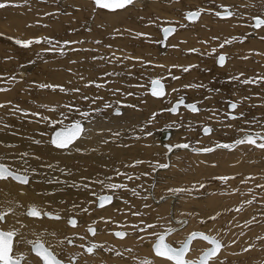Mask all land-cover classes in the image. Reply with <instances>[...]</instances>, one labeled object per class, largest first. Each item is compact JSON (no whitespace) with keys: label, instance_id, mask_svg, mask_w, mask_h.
Segmentation results:
<instances>
[{"label":"rangeland","instance_id":"obj_1","mask_svg":"<svg viewBox=\"0 0 264 264\" xmlns=\"http://www.w3.org/2000/svg\"><path fill=\"white\" fill-rule=\"evenodd\" d=\"M203 1L147 0L142 5L108 11L97 8L90 0H0L9 5L0 9V88L7 89L0 91L1 147L23 150L36 166L40 178L30 184L38 188L40 196L31 205L42 211L49 209L48 212L59 216L75 217L80 222L79 229L68 227L66 221L55 226L47 223L43 227L38 220L26 222L27 219L21 218V224L30 232L27 240L39 238L64 262H70L76 253L89 255L83 251L84 246L96 244L100 248L89 255L95 257L89 259L91 264H134L138 261L134 248L138 246L125 249L122 241L137 234L136 241L148 250L150 245L144 244L152 245L156 234L177 227L169 218L170 203L174 202L173 218L185 219L186 229L176 231L180 237L169 245L176 247L187 235L204 231L223 245L220 255L209 260V264H229V259H237L241 253L251 256L249 251H256L258 255L248 262L235 264H264V149H252L245 143L230 152L217 150L207 155L175 152L168 171L156 173L159 175L155 194L158 199L169 198L156 205L149 197L154 170L164 164L166 150L156 146L153 140L154 130H160L162 121L175 120V137L171 138H183V142L175 143L187 144L186 140L190 142L189 147L201 151L217 144L232 146L243 134L264 135V115L248 120L239 117L249 110L264 113V31L259 32L264 27L251 29L253 18L264 20L259 13V10L264 13V0H250L247 11L242 14L238 12L236 0H212L208 6ZM219 8L228 9L231 17L218 19ZM189 12H199V19L186 22L183 15ZM166 25L177 30L167 39L165 48L160 49L157 46L159 30ZM17 39L41 43L21 47L14 42ZM49 39L52 44L47 42ZM65 41L73 43L65 45ZM219 55L227 57L223 67L214 65ZM174 58L182 61L181 69L172 62ZM184 68L189 70L185 72ZM246 77L253 78L254 82L242 83ZM153 79H160L165 85L163 98L148 95V85ZM42 84L59 85L66 91L42 89L39 87ZM180 97L204 109V113L200 109L196 113L201 115V120L194 119L190 127L189 124L185 127L184 116L196 114L183 108L176 115L168 114L171 103ZM248 97L251 102H242ZM228 102L237 104L232 112L237 119L226 118L230 114L226 109ZM65 105L71 106L72 111ZM52 107L56 111L48 110ZM115 109L123 114L114 116L111 111ZM210 109L215 112L211 113ZM205 110L209 113L205 114ZM81 112L90 113L87 122L99 121L104 115L125 119L122 118L118 127H109L107 132H95L92 139L95 143L85 147L84 152L82 143L67 156L51 150L47 146L48 134L61 125L50 126L41 117L54 121L63 119L60 113H64L68 116L64 124H70L85 120ZM134 118H142L153 128L145 131L140 121L133 125L130 121ZM179 119L184 128L177 124L181 123ZM239 119L241 122L236 123ZM205 126L210 129L214 126V132L199 139V132ZM205 141L215 144L202 148L201 142ZM83 153L93 155L86 158L89 163L84 165ZM59 156L70 159L57 163ZM99 156L101 160L96 162ZM96 180L125 187L113 191L92 183ZM104 194L111 195L114 203L106 206L108 209H97L96 199ZM110 214L113 216L109 217ZM149 224L154 227L147 228ZM88 227H95L91 237L86 233ZM71 232L84 239L88 236L90 243L67 249L75 246H68L66 242L75 241L68 237ZM114 232L126 233L125 238L117 240ZM20 239L25 240L23 232L15 242L19 244ZM205 244L193 241L185 259L196 260L207 248ZM129 252L131 260L127 259ZM29 253V258L21 253L26 264H41L37 256Z\"/></svg>","mask_w":264,"mask_h":264},{"label":"bare ground","instance_id":"obj_2","mask_svg":"<svg viewBox=\"0 0 264 264\" xmlns=\"http://www.w3.org/2000/svg\"><path fill=\"white\" fill-rule=\"evenodd\" d=\"M147 1V0H146ZM145 0H134V2H133V4H131V5H127V6H125V8H127V7H131V6H134V5H139V4H143V2H146ZM62 4L64 3L63 1H60ZM236 2H237V8H238V12L239 13H243L244 11L246 12L247 11V8H246V5H245V2H246V0H236ZM66 6V5H65ZM230 6L231 7H233L234 5H233V3H231L230 4ZM105 10V9H104ZM118 10H121V9H118ZM115 11H117V10H115ZM259 13L261 14V16H264V13L263 12H261L260 10H259ZM127 14V12H125L124 13V15H126ZM233 15H234V12H233ZM199 17H200V14H199ZM199 17H198V19H199ZM230 17H231V15H230ZM197 19V20H198ZM227 19V18H226ZM261 19V18H260ZM196 20V21H197ZM222 20H224V19H222ZM196 21H194V22H196ZM193 22V21H192ZM192 22H188V23H192ZM260 28H262V27H260ZM260 28H258V29H260ZM176 27H174V32H173V34L171 35V36H173L174 34H175V32H176ZM253 30H257V29H253ZM264 30H261V31H259L260 33L261 32H263ZM258 32V33H259ZM259 33V34H260ZM71 36H73V35H71ZM170 36V37H171ZM170 37H168V38H170ZM151 41H152V39L149 41V43H150V45H151ZM166 42H167V39H166V41H165V44H164V47H162V48H160V49H163V48H165V46H166ZM158 46V45H157ZM158 48V47H157ZM226 61H227V57H225V62H224V64H223V66L226 64ZM223 66H221V67H223ZM234 66H235V64H234ZM234 70H235V67L233 68ZM235 75V74H234ZM236 76V75H235ZM236 78H237V80H239L240 78H239V76H236ZM236 78H235V80H236ZM233 79H234V76H233ZM245 79H250V77H246ZM244 79V80H245ZM251 80H253V78H251ZM229 81V80H228ZM232 85V84H231ZM260 90H258L257 92H259ZM165 93H166V90H165V85H164V95L161 97V98H163L164 96H165ZM239 100H240V98L239 97H237ZM160 99V98H159ZM185 99V98H184ZM259 99V98H258ZM245 100L246 101H248V102H251V100L249 99V97L247 98V99H243L242 100V102H245ZM231 102V101H230ZM185 103H187L186 102V99H185ZM229 103V102H228ZM198 108V107H197ZM199 109L201 110V113L203 112L204 113V109L199 105V108H198V111L197 112H195V113H192V114H196V113H198L199 112ZM116 110V109H115ZM179 110V109H178ZM178 110H177V113H178ZM182 109H180V111H181ZM236 110V109H235ZM235 110H233V111H235ZM114 111V110H113ZM113 111H111V114H112V112ZM120 111V110H119ZM211 113H214L215 112V109H210L209 110ZM209 111H207V110H205V114H207V113H209ZM232 111V112H233ZM239 111V109L237 110V112ZM232 112H229L230 114V116H229V120H233V119H231L230 117L231 116H234V115H232ZM120 113H121V111H120ZM176 113V114H177ZM123 114V111H122V113L120 114V115H122ZM176 114H174V115H176ZM256 115H264V113L263 114H260V113H258L256 110H249L248 112H244V116H239V117H241V119H245V120H248L249 119V117H253V116H256ZM108 116H109V114H108ZM115 116V115H114ZM124 116H121V117H114V118H111L110 116L109 117H107V116H103V119H102V117H100V120L98 121H96V120H92V121H90V122H87L86 120H82L81 122H83V125H84V129H85V131H84V133H82V135H81V138H79L78 140H76L75 141V143L69 148V149H65V150H60V149H56L55 147H53L51 144H50V133L48 134V137H47V146L48 147H51L50 149L52 150H54V151H56L57 153H60V152H64L65 153V156H67V153L71 150L72 151V149L74 148H76L75 146L76 145H78V144H80L81 145V143L83 144V146H82V148H81V151L82 152H84V148L85 147H88V146H92L95 142H94V140H92L93 139V136H94V134H95V132H107V131H109V127H118L121 123H122V118H123ZM244 117V118H243ZM226 118H227V116H226ZM225 118V119H226ZM102 119V120H101ZM123 119H125V118H123ZM184 119L185 120H187V123H186V125H185V127H188V124L190 123V124H192V123H194V119H199V120H201V115H188V116H184ZM180 121H181V123H177L178 125H181L180 127H182V128H184V126L182 125V120L181 119H179ZM227 120V119H226ZM135 121H140L143 125H145L144 126V128H145V131H148V130H150V129H152L153 128V126L152 125H148V123H146V122H144L143 120H142V118H134V120H132V121H130L132 124H133V122H135ZM201 122H206L205 124H207V123H209L208 121H206V120H203V121H201ZM239 122H241L240 121V119L239 120H237V122L236 123H239ZM174 123H175V120L174 119H171V120H169L168 122H166V121H162L161 122V124L159 125V128H160V130H158L157 129V131H155L154 130V133H155V138H153V140H154V142H155V144H156V146H159L161 149H164V150H166V148L168 147V146H172V145H178V143H175V142H183V138H180V137H182V136H180V137H178L177 139H175V140H172V138L173 137H175V135H174V132H175V126L176 125H174ZM127 124H130V123H127ZM190 124H189V127H190ZM211 124V123H210ZM241 124H245V122H242ZM134 125V124H133ZM169 125H172V126H169ZM248 124H245L244 126H247ZM164 127V128H163ZM167 127V128H166ZM205 127H207V126H205ZM212 128H211V131H210V135H212L213 134V132H214V129H215V127L214 126H211ZM142 128V127H141ZM172 130H171V129ZM203 128V127H202ZM201 128V129H202ZM209 128V127H208ZM164 129V130H163ZM210 129V128H209ZM165 130H168L169 132H170V135H169V137H168V139H166L165 141H160L159 140V137H160V135L162 134V131H165ZM142 132V131H141ZM153 132V131H152ZM152 132H150V133H152ZM172 133H173V135H172ZM200 133V132H199ZM262 133V132H261ZM208 134V135H209ZM208 135H201L200 134V136H199V139H204L206 136H208ZM171 136H172V138H171ZM241 136V135H240ZM262 136H264V135H262ZM147 136H143V138H146ZM209 138V137H208ZM157 139V140H156ZM184 142L185 143H187L188 145L190 144V142L189 141H186V140H184ZM257 143H260V141L259 140H257ZM51 146H50V145ZM179 144H182V143H179ZM212 144H215V143H213V142H208V141H205V142H201V146H202V148L203 147H208V146H211ZM245 144V143H244ZM246 144H248V143H246ZM190 146V145H189ZM239 146V145H238ZM252 147V149H258V148H256L254 145H251ZM191 147H193V146H191ZM191 147H189V148H191ZM213 147H216V145H213L211 148H213ZM237 147V146H236ZM235 147V148H236ZM194 148V147H193ZM193 148H191V149H193ZM234 148V149H235ZM260 149V148H259ZM258 149V150H259ZM194 150H197V149H194ZM217 150H224V151H228V152H230V151H232V150H229V149H227V150H225V149H215L214 151H212L211 153H208V154H212V153H214V152H216ZM178 151H180V150H178ZM178 151H175V152H178ZM198 151H201V150H198ZM175 152H173V153H175ZM22 153H25L23 150H21V149H17V150H14V151H11V150H7L5 147H1V144H0V158H2L3 159V162L4 163H6V164H11V166L14 168V169H17V170H19V171H21V172H23L24 171V168L25 167H27L28 169H29V171H28V173H31L29 176V183L27 184V185H20V184H18V183H16V182H14V181H12L11 179H9L8 181H9V183L11 184V187L9 188V185H8V182L7 181H0V182H4L3 184H1L0 183V197H1V199H0V211H5V210H7V209H12L13 211L11 212V213H9V214H7L6 216H5V218H4V222L3 223H0V230H3V231H8V230H10V229H15V230H17L19 233H21V232H23L24 234H25V240H23V241H25V242H21V243H19V244H17L16 242H15V238H17V236H15L14 238H13V253L12 254H21V253H26L27 254V258H29V255H30V250H29V248H30V244H28V243H26V241H29V239L27 240V238H29V236H27V235H30V232H29V230L23 225V224H21L22 223V221H21V218L22 219H27L26 220V222H30V221H33V219H35V220H38L39 222H41V224H42V226L43 227H46L47 225V223H49V224H52V225H57L59 222H61V223H63V222H65L66 221V223H67V226L68 227H70V228H74V227H71V226H69V224H68V219L70 218V217H68L67 215H63V214H61V213H59V214H61L60 215V217H61V219H59V220H54V219H48V218H43V219H36V218H30V217H28V216H26L24 213L26 212V210L29 208V206L31 205L30 204V202L32 203V204H35V202L33 201V200H35V199H39V196H40V193H39V190H38V188L37 187H34V186H32L31 184H30V182H32V181H37V178H40V174L39 173H37V169H36V166L34 165V164H32L30 161H29V157L28 156H26V157H23V159L24 160H27V164L25 165L23 162H22V160H21V154ZM163 153H164V151H163ZM173 153H171L169 156H168V159H167V161H168V164H167V167H165V168H162V169H159L158 170V168L157 169H155L154 170V172H155V176H154V183L152 184V182H151V186H150V193H149V197H150V199L156 204V205H158V196L155 194L156 193V191L154 190L155 189V186H156V183H157V176L159 175V174H156L157 172H160V171H162L163 170V172H165L164 170H167L168 171V169L170 168V166H171V156L173 155ZM84 154V156H82L81 157V159H83V161H82V164L84 165V164H87V163H89V161H87L86 162V158L87 159H90L91 157H93V155H88V154H86V153H83ZM165 154V153H164ZM164 154H163V157H164ZM192 154V153H191ZM16 155V156H15ZM201 155V154H200ZM202 155H207V154H202ZM42 158L40 157V160H41ZM68 159H70L69 157H67V158H61L60 156L59 157H57V163H62L63 161L65 162L66 160H68ZM101 160V157L99 156L97 159H96V162L97 161H100ZM79 163H80V161H79ZM164 164H165V159H164ZM86 167V166H85ZM158 170V171H157ZM27 173V174H28ZM69 191V190H68ZM128 192H131V191H128ZM255 191L253 190L252 191V193H254ZM174 196H172L171 198H172V200L175 198H173ZM98 199V198H97ZM96 199V200H97ZM113 203H114V201H112L109 205H113ZM96 204H97V201H96ZM173 204H174V202H173ZM173 204H171L170 203V205H171V211H169L170 213H171V215H172V219H173V221H179L180 219H174L173 218V214H174V206H173ZM109 205H107V206H109ZM97 208V207H96ZM101 208H106V206H104V207H101ZM97 209H99V208H97ZM106 209H108V208H106ZM47 210H49V209H44V211H46V212H48ZM52 211H54V209H51ZM111 216H113V214H110V216L109 217H111ZM109 217L108 218H106L107 220L109 219ZM16 218V219H15ZM71 218H75V217H71ZM76 219V218H75ZM77 220V219H76ZM34 222V221H33ZM19 223V224H18ZM21 225H23V227L21 226ZM79 225H80V222L79 221H77V225L75 226V228L74 229H76V228H78L79 229ZM89 228V227H88ZM95 228V227H94ZM30 229H31V227H30ZM170 229H173V228H170ZM186 228L184 227L183 228V230H185ZM61 231V230H60ZM62 232V231H61ZM86 233H87V229H86ZM115 233V232H114ZM113 233V234H114ZM197 233H199V232H197ZM201 233L202 234H204V235H206V236H209V237H211L210 235H208L206 232H204V231H201ZM21 236H24V235H22V234H20ZM69 236V239H74L76 242H78V243H74L75 241H73V243H72V241H69V242H71V245L73 244V245H75V246H72V247H67V249H69V250H71V249H73L74 247H76L77 245L78 246H81V245H85V243H90V240L88 239V236L89 237H91V235H89L88 233H87V237H86V239H81L80 238V236L76 233V234H74L73 232H71V233H69L68 234ZM136 236H137V234H136ZM136 236L135 237H133V238H128V239H126V240H123L122 242H123V244H125L126 245V247H125V249H129V247L131 246V245H134L135 247H137L138 246V249L137 248H134V249H136L137 250V255H136V259L138 260L137 262H135L134 264H140V262L142 261V260H144V259H149V260H151L152 261V264H172V263H170L169 261H167V260H163L162 258H159V257H155L153 254H152V252H151V250H150V247H151V244L150 243H148V242H146L144 245L145 246H148V245H150V247L148 248V250H146V249H144V246L142 247V246H140V244H139V242H137L136 241ZM263 236V235H262ZM113 237H114V235H113ZM179 237H180V234H178V233H172L171 235H169L168 237H166V243H172V241H174V240H177V239H179ZM114 238H117V237H114ZM123 238H125V236L123 237ZM123 238H117V240H119V239H123ZM22 239H20V241H21ZM43 240H45V239H43ZM119 241H121V240H119ZM66 242H67V240H66ZM65 244V243H64ZM202 244L204 245L205 243L204 242H202ZM67 245L69 246L70 244L67 242ZM191 245V244H190ZM206 245V244H205ZM87 246H89V245H87ZM85 247V246H84ZM205 247V246H204ZM206 247H208V245L206 246ZM98 248H100V247H98ZM189 248H190V246H189ZM194 249H191L190 251H193ZM84 251V250H83ZM240 252V251H239ZM246 252V251H245ZM244 252V253H245ZM250 253L249 254H251V256H243V254L240 256H237V259H235V258H231V259H229V264H235V263H237V261L238 262H240V263H245V262H248L253 256H257L258 255V252H256V251H253V252H251V251H249ZM88 253V252H87ZM132 253H133V251H132ZM220 253H221V249L219 250V252H218V254H217V256L216 257H214V258H212V259H216L219 255H220ZM134 254V253H133ZM90 255V254H89ZM88 254H86V255H82L81 253H76L74 256H73V258H75V260H77L76 261V263L77 264H80L82 261H83V263L84 264H91L90 262H89V259H95V257H90ZM237 255H238V253H237ZM94 256H96V255H94ZM129 256L130 257H128L127 259H130L131 260V253L129 252ZM186 260H188V258L186 259ZM211 260V259H210ZM224 260H225V258H224ZM26 262V260H24V262H23V264H26L25 263ZM253 264V263H252Z\"/></svg>","mask_w":264,"mask_h":264},{"label":"snow or ice","instance_id":"obj_3","mask_svg":"<svg viewBox=\"0 0 264 264\" xmlns=\"http://www.w3.org/2000/svg\"><path fill=\"white\" fill-rule=\"evenodd\" d=\"M134 0H94V4L97 8L100 9H107L110 11H115L117 9H123L127 5L133 4ZM8 4L5 3H0V9L8 7ZM199 12H189L186 14V18L189 20H194L196 17L199 16ZM219 15V13H217ZM261 25H264V20L262 19H256L255 22V27H260ZM164 36L167 37L170 32L173 31L172 28H165L164 30ZM141 35V34H138ZM17 45H20L21 47H29L33 43H41L40 40H28V41H21V40H15L14 41ZM49 44H52V40L47 41ZM73 42L65 41L64 44L68 45ZM99 43V42H97ZM221 47L224 45L221 44ZM195 51V50H193ZM63 55V52H61ZM103 59V57H101ZM225 62V56L220 55L218 57V63L223 66ZM188 68H184L183 71H188ZM112 75V74H110ZM13 79H15L13 77ZM235 79V78H234ZM264 79V78H262ZM254 81L245 79L242 81L244 84H249L253 83ZM152 84V95L156 97H160L164 94V88L161 83L160 79H154L151 81ZM99 86V85H98ZM40 88L42 89H51L53 91H56L59 89L61 92L66 91L62 86L59 85H51V84H42L39 85ZM7 89L0 88V91H6ZM74 91H79V89H75ZM84 99H87L84 97ZM182 98L179 103H182ZM0 107H3V105H0ZM64 107H67L69 112L72 111L71 106L65 105ZM106 107H110V105H106ZM192 112H197L198 108L196 107L195 104L191 105H186ZM230 108L235 110L237 108V104L235 103H230ZM49 111H56L54 107L48 108ZM19 111V109H17ZM76 111H80L79 109H76ZM169 111L175 113L177 111V107H173L169 109ZM116 115H120L119 109L115 110ZM24 115H27V113H24ZM33 115L39 116V113H33ZM61 116H63V119H58V120H50L49 117H41L43 121H46L50 124V126H55L56 124H60L61 127L59 130H55L53 135L50 138V144L55 147L56 149L60 150H65L69 149L76 140L81 138L82 133H84L85 129L83 127V124L80 120H76L70 124H64V120L68 119V116L65 115L64 113H60ZM81 116L85 118V120L88 119L90 113L88 112H81ZM242 116V114H241ZM154 118V117H153ZM231 119H237V116H231ZM143 131V129H141ZM211 129L209 128H204L205 134L210 133ZM114 135H118V133H115ZM148 135H151V133H148ZM257 140L261 141L260 143H257ZM35 143L39 144L41 141H35ZM236 145L248 143L251 145H254L257 148L264 149V136H262L260 133H256L255 135L253 134H246L243 138L237 139L234 142ZM174 147L177 148H189L188 144H180V145H175ZM217 148H226V149H231V145L229 144H217ZM173 146H168V151H172ZM214 148L208 147L202 149L203 152L205 153H210L214 151ZM28 154L27 153H22L21 154V160L22 162L26 165L27 160H24L23 157H26ZM137 164L142 163V161H137ZM130 166H135V165H130ZM50 167V166H49ZM160 168H165L167 165L165 164H160L158 165ZM29 169L27 167L24 168V171L21 172L17 169H14L11 164H6L3 162V159L0 158V181H7L11 179L12 181L20 184V185H27L29 183V175L27 174ZM118 175H126L125 173H117ZM138 178V177H137ZM108 180H111V177L107 178ZM128 179H132V177H128ZM217 179L221 180H227V177H219ZM92 183H99L104 185L105 188L110 189V190H115L119 188H124L125 185L123 184H116V183H106L105 180H96L93 181ZM85 188H89L90 185H84ZM203 187V185H201ZM170 191L177 192V191H184L183 189H172ZM95 195V193H93ZM99 200V206L104 207L106 203H110L112 201V196L110 195H100L98 197ZM13 210L12 209H7L5 211H0V222L4 221V218L7 214L11 213ZM84 211H88V209H84ZM26 216L30 218H36V219H43L44 217H47L48 219H55L59 220L61 217L58 214H54L51 212H46L42 211L35 205H30L28 210L24 213ZM138 213H134V215H137ZM214 219V217L212 218ZM183 223H186L184 221ZM68 224L71 227H75L77 225V220L75 218H69L68 219ZM23 227V225H21ZM147 228H152L154 225H147ZM173 229H168L167 232L170 233L172 232ZM88 232L91 234H95V231L92 227L88 228ZM19 235V232L15 229H10L8 231H2L0 230V264H21V260L24 259L23 255L18 254L14 256L13 253V238L15 236ZM126 235L124 232H117L116 236L123 238ZM158 236V239L154 243V252L157 256L164 257L168 261H172L173 264H209V260L216 257L219 250L223 246L220 241L216 240L213 237H204V239H207L210 241V243L213 245L211 249L208 251L204 252V254L199 258V260H191L185 259L186 253L189 251V244L191 240L197 236L201 235L199 233H193L192 236H189L186 242H183L179 248H174L171 247L170 245L165 243V235L164 234H156ZM83 239V237H81ZM141 239H144V237H141ZM25 242L23 240L18 241V243ZM26 243L31 244L32 250L34 251L35 255L39 257L41 260H43L44 264H62V262L57 259L56 255L53 254V252L50 250V248L45 247L44 243L37 238L34 241H26ZM83 247V245H81ZM98 247L96 244H92L90 247L86 249V251L91 254L94 252V250ZM130 251V250H129ZM245 251H248V249H245ZM117 255H120V253H117ZM140 264H152V261L149 259H144L140 262ZM223 264V262H221Z\"/></svg>","mask_w":264,"mask_h":264},{"label":"water","instance_id":"obj_4","mask_svg":"<svg viewBox=\"0 0 264 264\" xmlns=\"http://www.w3.org/2000/svg\"><path fill=\"white\" fill-rule=\"evenodd\" d=\"M90 1H92L93 4H94V0H90ZM94 5H95V4H94ZM105 10H107V9H105ZM117 10H118V9H117ZM108 11H110V10H108ZM186 14H187V13H185V14L183 15V19H184L185 21H187V22L195 21V20L198 18V17H196L194 20H189V19L186 18ZM216 17H217L218 19H226V18L228 19V18H230V12H229V10L226 9V8H219V15L216 14ZM256 19H260V18H253V19L251 20V28H252V29H258V28H259V27H255ZM260 27H264V25H261ZM165 28H172V29H173V31L170 32V33L168 34L167 37L164 36V31H163V30H164ZM173 32H174V26H171V25H166V26H164L163 28H161V29L159 30V37H160V40L158 41V47H159V48L164 47V44H165L166 39H168V37H170V36L173 34ZM219 56H220V55H219ZM219 56H217V57L215 58V60H214V65H215L216 67H221V65L218 63V57H219ZM153 80H154V79H153ZM151 81H152V80H151ZM151 81H150V83H149V85H148V89H147V93H148V95H149L150 97H153V98H161L164 94H163L162 96H160V97H156V96H153V95H152V92H151V89H152ZM161 83H162V82H161ZM162 85H163V84H162ZM163 88H164V85H163ZM181 98H182V101H183V102H182V103H179V102L181 101ZM186 105H191V103H185V99H184L183 97H180V98H178L176 101H174V102L171 103L169 109H171V108H173V107H177V110H178L179 108H183V109H185L186 111H188V112H190V113H194V112H192L188 107H186ZM169 109H168V114H170V115H174V114L177 113V111H176L175 113H173V112L169 111ZM226 109H227L228 112L233 111V109L230 108V103H227V104H226ZM112 113H113V115H116V114H115V110H114ZM229 116H230V115H227V118H229ZM82 124H83V123H82ZM83 127H84V125H83ZM204 128H208V127H203V128L200 130V134L205 136V135H208L209 133H208V134H205V132H204ZM59 129H60V128L54 129V130L51 132V134H50V138H51V136L53 135L54 131H55V130H59ZM169 135H170V132H169L168 130L162 131V134L160 135L159 140H160V141H165L166 139H168ZM245 135H246V134L241 135L240 137H238V139L243 138ZM253 135H255V134H253ZM178 145H180V144H178ZM172 146H173V148H172V151H171V152L168 151V147L166 148V152H165V154H164L165 165L168 164V161H167L168 156H169L171 153H173V152H175V151H178V150H183V151H185V152L192 153V154H208V153H205V152H203V151H198V150H194V149H191V148H187V149H185V148H177V147H174L175 145H172ZM236 146H238V145H236V144L234 143V144L232 145L231 149H229V150L234 149ZM213 148H214V149H219V148H217V147H213ZM256 148H257V147H256ZM220 149H225V150H227L226 148H220ZM210 153H211V152H210ZM159 169H162V168H158V170H159ZM158 170H157V171H158ZM154 174H155V172H154ZM154 176H155V175L152 176V180H151L152 184L154 183V179H155ZM150 189H151V188H150ZM150 189H149V190H150ZM149 193H150V191H149ZM104 195H105V194H104ZM110 196H111V195H110ZM167 198H169V197L160 198L157 202H158V203H159V202H162V201L166 200ZM112 201H113V197H112ZM112 201H111V202H112ZM111 202H110V203H111ZM110 203H106L105 206L109 205ZM96 207H97V208H101V207L99 206V200H98V199H97ZM27 210H28V209H27ZM27 210H26V211H27ZM45 218H47V217H45ZM70 218H71V217H70ZM169 218H170V221H171L172 223H174L175 225H177V227L173 228V231L170 232V233H168L167 231H165L164 233H162V234L165 235V240H166V237H168V236L171 235L172 233H174V232H176V231L182 229V228L184 227V225H186V223H183L184 221H186L185 219H180L179 221H173L172 216H171V213H169ZM54 220H55V219H54ZM3 222H4V221H3ZM3 222H0V223H3ZM92 228H93L94 231H95V228H94V227H92ZM2 231H3V230H2ZM87 233H88L89 235H91V236L93 235V234H91V233L88 232V228H87ZM116 233H117V232H115V233L113 234L114 237H117V236H116ZM194 233H197V232H194ZM192 234H193V233H191V234L187 235L186 237H184V239L181 241V243H179V244H178L176 247H174V248H179L183 242H186V241H187V239H188L189 236H192ZM199 234H201V235H197V236H195V237L191 240L190 244H191L193 241H195V240H199V241H202V242L206 243V244L208 245V247H207L206 249H204L201 253H199V255H198V257H197L196 260H199V258L204 254V252L208 251L209 249H211V248L213 247V245L210 243L209 240L204 239V237H209V236H206V235H204V234H202V233H199ZM117 238H120V237H117ZM157 239H158V236L154 239V241H153V243H152V245H151V247H150V250H151L152 254H153L155 257H159V258L165 259L164 257L157 256V255L155 254L154 250H153V249H154V243L156 242ZM216 240H217V239H216ZM67 242L71 245V242H69V241H67ZM12 243H13V241H12ZM165 243H166V241H165ZM166 244H168V243H166ZM190 244H189V246H190ZM168 245H169V244H168ZM90 246H91V245L84 247L83 250L86 251V249H87L88 247H90ZM170 246L173 247L172 245H170ZM45 247H46V246H45ZM30 251H31V254H32V255H35L34 251L32 250V246H30ZM86 252H87V251H86ZM53 254H54V253H53ZM186 254H187V253H186ZM54 255H55V254H54ZM35 256H36V255H35ZM56 257H57V259H59V260L62 262V264H75V263H76L75 258H71V259L69 260L70 262H64V261L61 260L57 255H56ZM37 258L40 260L41 264H44L43 260H41L39 257H37ZM165 260H166V259H165ZM167 261H168V260H167ZM23 262H24V259L21 260V264H23ZM169 262L173 264L172 261H169Z\"/></svg>","mask_w":264,"mask_h":264},{"label":"crops","instance_id":"obj_5","mask_svg":"<svg viewBox=\"0 0 264 264\" xmlns=\"http://www.w3.org/2000/svg\"><path fill=\"white\" fill-rule=\"evenodd\" d=\"M212 0H204L203 1V4L204 5H206V6H208V5H210L212 2H211ZM250 2V0H246V2H245V5H247V3H249ZM249 10V9H248ZM261 12H262V10H260ZM179 56V55H178ZM172 62L173 63H175L176 65H177V67L179 68V67H181V63H182V61L180 60V59H178V60H176L175 58L172 60ZM179 69H181V68H179Z\"/></svg>","mask_w":264,"mask_h":264}]
</instances>
